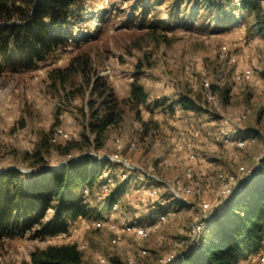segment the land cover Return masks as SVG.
I'll return each instance as SVG.
<instances>
[{"label": "rangeland", "instance_id": "rangeland-1", "mask_svg": "<svg viewBox=\"0 0 264 264\" xmlns=\"http://www.w3.org/2000/svg\"><path fill=\"white\" fill-rule=\"evenodd\" d=\"M173 2L85 0L81 3V16L75 19L82 28L80 35H75L80 36L79 44L70 43L66 56L20 73L0 71V168L19 167L28 171L30 158L26 154L34 150L44 135L53 137L57 144L80 137L83 129L79 109L90 98V90L73 97L69 94L72 87H50L49 68L65 65L69 58L84 52L91 56L96 74L106 78L120 97H125L130 92L135 71H138L137 63L151 62V66L140 69L143 74L139 77V82L149 93V106L142 105L140 115L126 107L121 123L105 133L103 147L99 151L90 148L82 151L128 158L131 163L144 167L166 183L180 180L199 190V194L188 198L189 204L179 207L174 218L152 227L148 237L124 235L120 246L111 242L112 232L107 226L94 232L80 220H74L70 234H74L73 242L83 250L85 264H104L98 262L96 250L105 256L116 250L127 264H131L130 254L135 255L137 264H158L166 254L181 251L188 243L191 226L197 217L195 202L199 199L214 202L217 198L220 188L218 173H236L240 166L255 168L257 160L264 158V89L252 81L235 80V65L229 61L232 53L245 64L251 63L252 56L255 69L263 71L264 35L256 33L252 17L241 12H235L236 23L232 26L218 28L208 18L203 21L201 15L192 21L184 13H172ZM184 5L182 3L181 10ZM153 23L156 26H151ZM151 30L166 35L167 40L149 35ZM223 44L230 47L229 53L222 51ZM247 47L252 51L246 59L242 57L241 50ZM206 82L211 84L212 98L208 97ZM217 82L222 83L219 84L221 88H229L227 100L215 88ZM181 93L195 98L205 108L201 114L188 112L174 104ZM157 102L159 106L156 107L154 104ZM175 110L181 111L177 124L172 123ZM227 119L232 132L250 131L253 140L241 148L218 145L215 134ZM210 121L213 122L206 124ZM189 122L192 126H207L210 134L202 127V133L192 138L201 155L197 162L184 158L174 149L173 133ZM56 128H62L64 132L57 133ZM79 153L78 149L73 151L75 156ZM65 159L66 156L53 149L46 157V166L60 165ZM123 168L120 164L111 169L116 177L113 186L123 180L120 177ZM188 169H191L192 180L187 176ZM103 170L111 173L107 168ZM141 184L160 182L130 180L126 191L130 197L127 198L125 192L121 201L128 200L133 206L128 211L124 210L126 212L122 215L115 213L113 219L122 220L131 213L137 212L141 216L147 212L148 204L137 203L133 195ZM67 235L41 239L28 234L6 241L0 258L4 264H20L30 258L36 247L72 242ZM177 241L182 242L181 247ZM142 249L147 250L145 255H141ZM253 257L257 258V252ZM247 259L243 264L252 263Z\"/></svg>", "mask_w": 264, "mask_h": 264}, {"label": "trees", "instance_id": "trees-1", "mask_svg": "<svg viewBox=\"0 0 264 264\" xmlns=\"http://www.w3.org/2000/svg\"><path fill=\"white\" fill-rule=\"evenodd\" d=\"M83 1L0 0V71L20 73L66 56L69 44L78 45L80 41V36L75 35H80L82 28L75 19L81 16ZM182 3L185 5L181 10ZM188 5H191L189 10ZM174 11L184 13L192 21L201 15L203 21L208 18L218 28L232 26L236 23L235 12H241L252 17L256 33L264 35V6L260 0H174L171 12ZM148 34L167 40L166 35L156 30ZM146 66H151V62L137 63L138 71H135L130 92L125 97H120L106 78L96 74L91 56L84 52L69 58L65 65H55L47 70L53 89L72 87L69 94L73 97L90 90V98L79 109L83 130L79 138L66 139L64 144H57L53 137L44 135L34 150L26 154L30 158L28 171L19 167L0 171V254L6 241L28 234L41 239L67 234L72 231L74 220L100 218L124 195L131 176L112 186L104 198H98L103 169H109L115 180L111 169L119 164L82 150L99 151L105 133L121 123L126 107L140 115V107L149 106V93L139 82L143 74L140 69ZM258 72L264 77V70ZM219 83L214 84L215 88L227 100L229 88H221ZM174 104L197 114L205 109L195 98L182 93L177 95ZM154 105L159 106L158 102ZM250 133L238 131L236 135L248 137L252 136ZM53 149L66 159L60 165L46 166V157ZM76 149L80 153L75 156L73 151ZM261 162L263 167L264 158ZM171 205L185 206L170 200L158 208L150 206L141 216L137 212L131 213L120 221L135 218L151 226ZM132 206L123 199L116 213L126 212ZM87 228L94 232L100 230V227ZM263 241L264 174L261 170L245 180L242 187L224 202L220 213L205 226L198 247L185 253L177 264H241L257 252ZM20 264H85V259L78 244L69 241L36 247L30 258ZM104 264L127 262L115 250L106 256Z\"/></svg>", "mask_w": 264, "mask_h": 264}, {"label": "built area", "instance_id": "built-area-1", "mask_svg": "<svg viewBox=\"0 0 264 264\" xmlns=\"http://www.w3.org/2000/svg\"><path fill=\"white\" fill-rule=\"evenodd\" d=\"M260 3L264 6V0H260ZM252 46V45H249ZM248 46V47H249ZM245 48L242 49V57L248 58L250 56V49ZM254 47V46H253ZM244 48V47H243ZM255 48V47H254ZM222 51L226 54L229 53L230 47L227 44L222 45ZM253 49V48H252ZM230 56V62L234 63L235 68L233 71V77L237 81L248 80L252 81L256 86L264 89V77L255 69V58L251 56V63H242L239 61V57L237 55ZM221 83V82H220ZM219 83V84H220ZM222 84V83H221ZM206 88L208 90V97L212 98V90L211 84L206 82ZM180 110H175L172 114V123L177 124L179 122V114ZM191 112L192 111H188ZM193 115V114H192ZM213 121L206 122L212 123ZM230 121L224 120L222 122V126L219 127L218 132H216L215 142L223 147H244L248 142L253 140L252 136L248 137H234L232 135L231 124ZM204 125H193L192 122L186 123L182 125V127H178V129L173 133V143L174 149L178 154H181L184 158L191 161H199L200 153L195 148L196 143L192 139L193 136L199 135L202 133L201 129ZM207 128V126H205ZM203 130V129H202ZM58 131L64 132L62 128H57ZM67 134V132H65ZM93 156H97V153L88 152ZM100 158H109L113 162L122 164L124 168L121 170L120 177L122 179H126L131 176V179L135 181H158L160 184H151L144 185L141 184L136 187L134 190V198L141 203L148 204V206L153 208H158L159 206H163L167 204L170 200H177L180 204H189L188 198L197 196L199 194V190H196L192 186H187L183 184L180 180L169 184L163 181L160 177L156 175L150 174L144 167L137 166L129 161L128 158L118 157L117 155H101ZM262 159V158H261ZM261 159H258V163L255 168L240 166L239 171L236 173L230 172H220L218 173L220 188L218 190L217 198L214 202L201 200L199 199L195 202L194 208L196 210L197 217L191 226V230L189 233V239L186 247L181 251H173L165 256L161 257L158 261V264H177L183 255L193 249H196L199 245L200 239L204 235L205 226L208 222L212 221L221 211V207L224 202L233 194H235L243 185L244 181L249 179L250 177L256 175L259 171L262 170L264 174V166L261 165ZM9 167H1V170L7 169ZM187 176L190 180H192L191 169H188ZM101 186L97 191V196L99 199L104 198L110 191L111 187L114 185V179L108 173V170H103L101 174ZM127 191V190H126ZM125 191V192H126ZM87 192V188L85 189ZM126 197L129 198L130 194L125 193ZM169 196L166 199L165 196ZM122 198V197H121ZM121 198L116 200L110 210L108 212L103 213L100 218L94 220H88L85 217H79L81 220V224L84 226H93V227H103L107 226L112 232L111 242L115 245L120 246L122 244V237L124 235H135L140 238H145L149 236V231L152 227H158L161 223L168 221L169 219L174 218L177 215V211L179 206L171 205L169 208L164 210L158 215V219L150 226L145 222H142L138 219L131 218L128 221H120L118 218L113 219V215L117 212L116 210L119 208L121 203ZM67 234H70L67 233ZM63 233L64 236L67 235ZM62 235V234H61ZM74 234L67 235L68 238L73 242ZM176 244L181 247L182 242L177 241ZM147 253L146 249L141 250V255H145ZM96 258L98 262L105 263L106 256L103 252L98 250L95 251ZM251 264H264V241L260 245L257 250V258L251 255ZM129 262L131 264L136 263V257L134 254H130ZM244 263V262H243ZM241 263V264H243ZM0 264H4L2 258H0Z\"/></svg>", "mask_w": 264, "mask_h": 264}, {"label": "crops", "instance_id": "crops-1", "mask_svg": "<svg viewBox=\"0 0 264 264\" xmlns=\"http://www.w3.org/2000/svg\"><path fill=\"white\" fill-rule=\"evenodd\" d=\"M203 130H204V132H206L207 131V133H208V129L204 126V128H203ZM208 135H210L209 133H208ZM232 135L234 136V137H239L238 135H236V133H232ZM210 137V136H209ZM223 147V146H222ZM78 220H80V219H78ZM81 221V220H80ZM252 258V256H250L249 257V259H251ZM248 260V259H247ZM243 262H246V260H244ZM242 262V263H243Z\"/></svg>", "mask_w": 264, "mask_h": 264}]
</instances>
